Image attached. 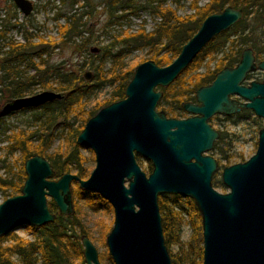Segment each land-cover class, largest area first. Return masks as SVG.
Masks as SVG:
<instances>
[{
    "label": "water",
    "instance_id": "obj_1",
    "mask_svg": "<svg viewBox=\"0 0 264 264\" xmlns=\"http://www.w3.org/2000/svg\"><path fill=\"white\" fill-rule=\"evenodd\" d=\"M12 2L24 16L33 11L31 0ZM242 16L241 8L230 5L209 14L169 64L159 66L146 60L135 67L125 96L89 117L76 137L78 145L94 154L95 165L87 178L72 172L54 178L46 157L26 158L20 193L0 203V236L27 224L54 221L56 214L48 208V197L58 214H72L71 183L78 182L112 207L113 224L105 242L113 264H171L160 194L193 200L201 218V264H264V127L258 130L251 156L222 167L226 192L212 184L218 162L209 153L219 137L208 122L213 115H230L244 108L264 121V80L244 84L246 74L255 67L251 49L242 51L235 66L223 67L209 84L198 87L195 102H183L189 116L170 117L157 109L162 96L157 87L169 85L212 37ZM90 51L98 52V48ZM258 67L264 69V60ZM91 76V71H85L86 80ZM61 98L53 90L12 98L0 105V117ZM136 155L150 163L149 173L141 169ZM81 244L84 264H101L88 236L82 235Z\"/></svg>",
    "mask_w": 264,
    "mask_h": 264
},
{
    "label": "trees",
    "instance_id": "obj_2",
    "mask_svg": "<svg viewBox=\"0 0 264 264\" xmlns=\"http://www.w3.org/2000/svg\"><path fill=\"white\" fill-rule=\"evenodd\" d=\"M2 1L4 4L0 6V100L5 103L12 98L31 95L36 86L62 94L61 99L35 107L41 110L37 116L41 123L36 128L27 132L20 130L8 136L6 155L0 158V169L3 170V174L0 173V192L4 198L20 193L26 177L24 160L35 154L49 160L55 178L66 172L87 178L89 175L85 166L87 158L82 154L80 145L76 143V137L88 118L101 107L125 96V87L139 63L153 60L159 66L169 64L206 16L220 12L229 5L241 8L243 16L236 23L212 37L169 85L157 87L162 91L157 104L159 109L164 110L170 117L187 116L182 106L183 102L194 100L198 87L213 80L215 74L223 67L232 66L238 61L241 44L248 43L240 34L247 28L250 17L261 14L264 9V0H208L203 5H199L198 0H191L193 12L181 16L175 8L165 5L166 0H146L143 4H137L135 0H103L108 15L105 28L125 18L127 14L117 13L125 9L128 14H137L139 9L150 8L159 20L150 31L145 27L133 32L124 31L122 36H115L111 44L98 48L100 51L98 53L91 52L88 48V44L94 41V33L92 28L86 27L85 22L81 21L84 13L92 16L95 7L92 0H82L81 7L88 6L89 9L82 11L79 16L75 13L64 15L65 21L57 25L58 39L38 38L37 41L34 38L39 26L32 14L21 15L12 0ZM66 1L73 8L79 0ZM154 1L156 4L152 6ZM84 31H87L88 35L75 41L74 37L81 36ZM11 32L18 33L21 39ZM236 35L240 36L237 44ZM63 43L72 44L73 50L78 54L86 52L89 60L80 61L76 64L77 67L74 65L69 67L63 61L52 60L54 49ZM226 45L229 49H225ZM145 48L148 50V57L141 58L136 66L126 65L124 59L129 50ZM218 52L221 55L216 57L215 54ZM206 58L215 61L213 68L206 63L204 70L198 71ZM106 62H109L107 68ZM85 68L91 69L89 71L92 76L89 80L84 78ZM50 77L55 78L54 85L48 82ZM104 87L111 88L109 96L87 109L86 99ZM242 112L244 117L252 116L250 110ZM253 118L254 121L261 122L260 118ZM228 121L233 125L240 123L238 119ZM57 123L61 125L59 134L61 138L52 149L56 137L52 126ZM218 131L219 137L212 148L218 155L216 158L218 165L222 161H225V166L244 161L242 153L238 156L228 153L232 137H237L236 132ZM255 144L257 145V142ZM15 152L20 154V164L18 158L11 163L7 161V157ZM150 171L151 165L147 162L146 172ZM213 186L226 191L221 179L215 180ZM71 192L74 212L70 215L58 214L55 203L49 199L48 208L56 214L55 219L41 226L25 225L31 232L32 239H24L13 232L0 236V264H35L38 261L41 264H84L81 237L90 236L88 229L81 222L86 215V208L90 207L92 211L107 214L112 212V207L99 194L80 188L78 182H73ZM158 204L171 264H201V218L193 200L176 194H160ZM185 215L191 232L189 238L182 241L181 227L185 222ZM112 223L111 219L105 226L103 237L110 231ZM171 245H177L176 252L170 251ZM103 255H99L100 261ZM104 256L110 258L108 253Z\"/></svg>",
    "mask_w": 264,
    "mask_h": 264
},
{
    "label": "rangeland",
    "instance_id": "obj_3",
    "mask_svg": "<svg viewBox=\"0 0 264 264\" xmlns=\"http://www.w3.org/2000/svg\"><path fill=\"white\" fill-rule=\"evenodd\" d=\"M146 0H135L137 4H143ZM208 0H198L199 5H203ZM33 3V11L32 15L34 21L39 26V29L35 33L34 40L37 41L38 38H54L58 39V29L57 25L62 24L66 17L64 15H69L71 13H75L77 16L84 10L89 9L88 6L81 7L83 4L82 0L77 1L73 8L70 7L66 0H31ZM95 4L92 16L84 13L81 17V21L85 22L86 27H90L93 30V42L88 44V48L97 47L100 48L103 45L111 44L113 38L115 36H122L124 31L133 32L140 27H145L147 31H150L154 28L155 24L158 22L159 18L151 12L150 8L139 9L137 14H128L127 9L120 10L118 14H127L125 18L121 19L117 23L111 24L108 28H105L106 23L108 22V15L105 11V3L103 0H92ZM191 0H166L165 5L171 8H175L177 13L181 16L187 15L193 12V9L190 6ZM4 3L0 0V6ZM156 2H152V6H154ZM58 14L59 16L56 17ZM63 14V15H61ZM22 15V14H21ZM20 15V17H21ZM261 14L256 16H251L249 22L252 23H261L260 17ZM22 19V18H21ZM11 34H15L18 39L21 37L16 32H11ZM88 35L87 31H84L81 36L74 37L75 41L81 40L83 37ZM233 38L234 37H230ZM236 44L238 42H235ZM230 44V43H229ZM225 49H229L226 45ZM147 49H138V50H129L127 52L126 58L124 59L127 66H136L141 58L148 57ZM100 53V51H98ZM221 53L218 52L215 56H220ZM52 60L54 61H63L69 67H77V63L80 61H88L89 55L84 52L81 54L76 53L73 50V45L70 43H63L59 47L55 48L52 53ZM208 64L211 68L215 63L214 60L209 61L206 58L203 62V65L198 69V71H203L205 64ZM109 66V62L105 63V68ZM91 69L85 68L84 71H88ZM186 78L188 75L185 76ZM55 78L50 77L48 82L52 85L55 84ZM44 90L40 86H36L35 90L32 94L40 92ZM111 88L104 87L93 93L90 97L86 99V108H92L97 102L107 98ZM4 103L0 100V104ZM159 109V106L157 107ZM40 108H26L21 109L11 114H8L4 117L0 118V158H4L6 155V145L8 143V136L12 135L15 132L20 130H24L25 132L29 130H33L36 126L41 123L37 119L38 113L40 112ZM189 115V113H186ZM251 117L245 123L240 122L237 125L231 124L229 121H223L220 118H214L211 120L213 127L217 130L228 131V132H236L237 137H232V140L229 144L228 153L232 156H238L242 153L244 159L246 160L249 156H251L256 149L257 135L258 130L264 127V121L260 118L261 122L254 121L253 117H256L251 112ZM60 123H57L55 126H52L53 132L55 134V139L52 145V149L57 146L60 141ZM82 154L87 158L85 162V166L88 169V172L92 170L95 165L94 154L88 148H83L80 146ZM215 158H218L217 153L211 150L209 152ZM15 158H18V164H20V154L15 152L13 155L7 157L8 162H12ZM235 158H232L234 160ZM137 161L142 170L146 172L147 162L145 159L140 156L137 157ZM225 161H222L216 171L213 174L212 184L215 180L221 179V169L225 166ZM0 173L3 174V170L0 169ZM147 173V172H146ZM54 177V176H53ZM55 178V177H54ZM73 187V182L71 183V188ZM80 187V186H79ZM81 188V187H80ZM220 192H226L218 187H215ZM83 189V188H82ZM170 195V194H164ZM4 196L0 192V203L4 200ZM49 200V197H48ZM185 222L181 227V240L186 241L190 236V225L187 223V216H184ZM102 219V220H101ZM113 220V211L107 214H103L101 212H95L90 209V207L86 208V215L82 218L81 222L88 229L90 236L89 238L92 240L94 245L96 246L99 255H105L108 253L107 246L105 242L104 232L105 226L110 223V220ZM113 224V223H112ZM112 227V226H111ZM202 230V228H201ZM16 236L22 237L24 239H32V234L29 230L22 226L15 231H12ZM10 232V233H12ZM9 234V233H8ZM108 234V233H107ZM170 251L172 253L177 251V245H171ZM100 261L101 264H113L111 258L104 256ZM35 264H41V262H37Z\"/></svg>",
    "mask_w": 264,
    "mask_h": 264
},
{
    "label": "flooded vegetation",
    "instance_id": "obj_4",
    "mask_svg": "<svg viewBox=\"0 0 264 264\" xmlns=\"http://www.w3.org/2000/svg\"><path fill=\"white\" fill-rule=\"evenodd\" d=\"M257 18H259L261 20L260 21L261 23H252L251 24L249 22L247 24V28L244 30V32L240 34L241 38L242 39L246 38L248 43L247 44H241L242 48L240 50V55H239L238 61L240 60L242 51L245 48H250L252 51V54L254 57V63H255L254 69L246 74L244 84H247L251 80H256V81L264 80V69H261L258 67V63L260 61L264 60V9H263V12L261 13L260 17L258 16ZM236 37L238 38L236 40V42H237L239 40L240 36L236 35ZM238 61L234 65L228 66V67L235 66L238 63ZM209 83H207V84H209ZM207 84H204V85H207ZM232 97L238 101H243V99H241L239 97H236V96H232ZM188 102H195V98H194V100L188 101ZM158 110H160V109H158ZM243 110H250V109L241 108L239 111H237L233 114H230V115L216 114V115H213L212 117H210L208 119V122L212 125V127H213V124L211 123V120H213L214 118H220L223 121H228L229 119H238L240 122L245 123L248 120V118L244 117L243 112H242ZM14 112H16V111H14ZM11 113H13V112H11ZM189 115H187V116H189ZM187 116H185V117H187ZM181 118H183V117H181ZM137 157H139V155H136V160H137Z\"/></svg>",
    "mask_w": 264,
    "mask_h": 264
}]
</instances>
